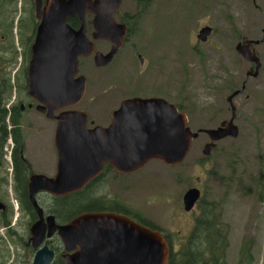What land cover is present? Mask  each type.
<instances>
[{"label":"rangeland","instance_id":"rangeland-1","mask_svg":"<svg viewBox=\"0 0 264 264\" xmlns=\"http://www.w3.org/2000/svg\"><path fill=\"white\" fill-rule=\"evenodd\" d=\"M25 2L27 7H24V0L11 1L8 18L11 19L13 39L6 45L0 41L1 45L9 47L8 53L4 54V49L0 52V83L7 91L8 80L15 86L16 92L12 91L5 107L20 109L22 104L25 105L18 113L26 122L20 136L26 139L30 158L47 171L45 166L51 168L55 158L54 126L47 124L34 109L26 108L29 101L24 95L22 50L29 44L31 23L27 14H32V0ZM23 9L26 10L24 14ZM115 13L116 22H125L129 27L119 58L131 61L119 69L114 80L142 82L143 91H148L155 82H167V101L183 109L192 130L213 128L220 121L228 120L230 112L220 109L216 97L220 95L225 101L229 92L240 90L243 84L244 89L234 99L235 124L239 129L237 138L217 142L210 156L203 157L202 147L208 138L201 134L193 141L181 165L166 168L160 162L151 161L130 178L110 177L102 183L104 191L99 197L106 200L117 196L127 207L144 213L150 224L157 225L167 234L172 252L185 245L195 218L202 213L201 206H206L213 213L210 219L219 221L220 233L225 235L224 264H264V182L263 190L258 189L259 176H264V0H122ZM20 18L26 25L25 33L21 23L17 22ZM204 26L211 27L212 32L202 42L197 35ZM86 28L90 37L92 27L88 18ZM244 38L259 41L253 46L261 59L256 77L246 76L251 65L235 50ZM102 47L103 44H96L97 50L101 51ZM137 54L144 58L146 55L161 57L164 66L146 64L140 67ZM101 71L92 62L81 68L80 72L87 76V82L92 86L88 85L85 100L76 107L92 116L98 124H104L112 101H115L112 98V101L100 104L103 96L98 87L104 82ZM131 72L134 73L132 76L129 75ZM251 73H254V66ZM93 97L95 104L85 107L88 99ZM13 125L6 121V131ZM14 144L12 139L6 143L7 160ZM191 187L201 188L202 205L185 212L182 196ZM8 192L9 202L16 209L14 190ZM14 228L17 234L12 243L3 246V256L8 254L9 260L17 256L20 260L17 264H23L27 258L15 244L24 236V226L18 228L16 223ZM1 236L3 242L4 239L10 241L3 233Z\"/></svg>","mask_w":264,"mask_h":264},{"label":"water","instance_id":"water-1","mask_svg":"<svg viewBox=\"0 0 264 264\" xmlns=\"http://www.w3.org/2000/svg\"><path fill=\"white\" fill-rule=\"evenodd\" d=\"M122 0H34L38 25L31 46L28 66V95L37 101L36 111L48 119H56L53 144L57 154V173L49 178L35 175L29 180V200L39 219L30 228V242L37 249L32 264H51L53 251L43 245L57 236L64 264H168L170 249L163 234L140 225L115 212H86L69 222L57 225L52 215L43 219L35 195L42 191L59 198L83 190L110 164L119 174L141 171L149 162L160 161L167 167L181 165L193 141L203 133L208 142L202 147L209 157L216 143L237 138L236 108L233 99L244 89L227 97L231 116L218 126L192 130L185 113L160 99L134 98L122 102L108 129L87 128V114L75 109L85 94V79L79 75V58L94 55L97 67L108 64L122 47L126 28L116 22L115 12ZM92 15V40H106L112 46L107 54L95 52L86 35L85 17ZM77 17L79 27L68 23ZM212 28L204 26L197 39L205 41ZM252 43L246 38L235 47L237 53L254 65L256 77L261 62ZM75 76H78L74 79ZM70 108L60 115L55 113ZM200 199L193 187L182 196L185 212L191 211ZM4 206L0 203V209ZM41 245H43L41 247Z\"/></svg>","mask_w":264,"mask_h":264},{"label":"flooded vegetation","instance_id":"flooded-vegetation-1","mask_svg":"<svg viewBox=\"0 0 264 264\" xmlns=\"http://www.w3.org/2000/svg\"><path fill=\"white\" fill-rule=\"evenodd\" d=\"M0 2H3L5 4V7H6V9L4 11L5 12V18L3 21V25L0 28V41L6 45V42L10 43L11 40L13 39L12 35H11V19L8 18L9 14H11V11H10L11 10V3L9 0H0ZM45 3H46V0H42V5H44ZM24 4H25L24 7H27V3L25 2V0H24ZM32 6L33 7L30 6V10L33 8L32 14H29V13L27 14V18H28L27 20L30 21V23H31L30 32H29L30 38H28L29 44L27 47H25V48L23 47V50H22L23 62H21V67L24 65V69H23V73H22L23 83L26 86V94L24 92V95H25V99L27 98L29 101V103L26 105V108L29 110L34 109V111L37 112L35 109L37 106V101L28 95V83H29L28 82V66H29V62L31 60V56H32L31 46L34 42L35 30H36V27L38 25V20L36 19V16H35L34 0H32ZM25 11L26 10L23 9V14L25 13ZM126 15H128V14H126ZM128 16H130V15H128ZM86 18H88V24H90L92 27L93 16L90 14L86 15L85 27H86ZM22 21L23 20L21 18L17 20V22L21 23L20 24L21 30L23 31V33H25L26 32V30H25L26 25L24 23H22ZM70 22H71V24H73V25H71V27H73L74 29H77L79 27L80 21L77 17H74L73 19H71ZM118 23L123 24L126 28L124 42H123L122 47L117 50V52L115 53V55L112 57L111 61L108 64H106L105 66H102V67L95 66L94 62H93L94 55H89L86 57H80L79 58V67H78L79 75L78 76H83L85 79V94H84V97L80 103H83V101L85 100V96L87 93V87H88V85H90L87 82V76L82 74L80 72V70L84 66L90 65V62H92V64L94 65L95 68L102 70L101 71V77L104 79V82H100L99 87H98L99 88L98 91H99L100 95L103 96V98L100 100V104L106 103L109 100L112 101L111 100L112 98L115 99V101H112V105H111L110 109L108 110V115H107V118H106L104 124H98L92 116L87 115V128H93L95 126H99L102 129H108L113 123L114 113L120 108L122 102L125 100L140 98V99H160V100L165 101L166 103L169 102V101H167V82H155L153 85L148 87V91H143L145 86L143 85L142 82H136L135 80L133 82H128V81L121 82V81L114 80L113 76L119 75V69L121 67H123L128 61H131L130 59H128L127 61H121L119 58V51L121 49H123V46L126 43V37L129 34V27H128L127 23H125V22H118ZM16 25L18 27V23ZM90 32H89V34H90ZM92 32H93V28H92ZM92 32H91L90 37H89L88 33H87V28H86V35L89 38V40L93 42V44L95 46V52L107 54L110 51L112 45L106 40H92ZM5 38H6V41H5ZM96 44H103L101 51L97 50ZM249 48H251L253 50V48L251 46ZM3 49L5 52L4 54L8 53L9 47L3 46L0 44V52L1 53H2ZM256 54L258 55L257 52H256ZM137 57H138V64L140 65V67H145L146 64H150L151 66L162 64L164 66V60L161 57L153 58V57L146 55L145 56L146 58H144L140 54H137ZM248 64L251 65V67L249 69H251L252 66H254L251 63H248ZM249 72H250V70H249ZM133 74L134 73H132V72L129 73V75H131V76ZM78 76H75L74 79H76ZM246 76H247V74H246ZM247 77H252V76H247ZM91 86L92 85H90V88H91ZM229 89H230V87L227 90H229ZM236 90H238V89H236ZM236 90H234V91H236ZM233 92H231V93L229 92V94L226 96V100H227V97L230 94H232ZM128 94H130L131 96H126ZM240 94L238 96H240ZM93 99H94V97L92 99H88V101H87L88 104L85 105V107H88V106L90 107V106L94 105L95 101L92 102ZM234 99H233V105H234ZM226 100L224 101V99L220 95H218V97H216V102L218 103V106L220 107V109L226 113L229 111L231 114L230 104ZM34 103H35V105H34ZM113 105H116V106L113 107ZM173 105L178 109L179 112H182L178 108L179 105H176V104H173ZM234 107L236 108L235 105H234ZM24 108H25V105L22 104V106H20V110H24ZM113 109H115V110H113ZM70 110H71L70 108L63 109V110L55 113V116L60 115L64 111H70ZM37 113H39V112H37ZM39 114L41 117L44 118V120H45V122H47V124L49 122L50 124H52L54 126V133H55V129H56V125H57L56 119L55 118L54 119H48L45 114H43V113H39ZM89 117L91 118V120L89 119ZM11 118H13V122H12ZM7 120L9 122H11L12 124H14L13 126L10 127V130H8V133L11 135L9 140L11 141V139H12V142L15 143L13 138L14 139L16 138L18 140L21 138L20 131H21V129L26 128V122L22 117H20L18 115V113H14V112H11L8 115ZM222 121H224V120H222ZM222 121H220L219 124ZM21 125H24V126H21ZM13 130L15 131L17 136L12 134ZM54 133H53V138H54ZM201 134H203V133H201ZM24 140H25L24 150L20 149L19 145H18V147H16V143L14 145H12V148H10V152H11V161L10 162L5 159V155H6L7 151H4V149L7 148V145L0 143V203H2V205L4 206L2 209H0V258H3V253H4L3 246L5 245V243L6 244L12 243L13 237L17 234V231L14 228V225L16 223H18V228L21 225L24 226V236L17 241L15 246L20 247L21 254L23 256H25V258H27V260H25L23 262V264H32L33 258H34V255H35L37 249H34L32 247L31 242H30V237H31L30 228L39 219V216H38L36 209L34 208L32 203L30 202V200H29V202H30L32 209L22 205L21 195L23 193V189L25 188V190L27 191L28 199H29L28 187H29V180L31 177H33L35 175H44V176L49 177V178L55 177V175L57 173V154H56V150L54 148L55 158L52 160V163H54V164L51 165V168L48 165H46L45 167H46L47 171H44L43 166L37 165L35 163V159L30 158V156L28 154V144H26V139H24ZM157 162H160V161H157ZM166 168H167V166H166ZM135 174H137V173L130 174V175L119 174L111 167L110 164H106V165H104L102 172L91 182H94V181H95V183L105 182L106 180L110 179V177L111 178H114V177L130 178V177L134 176ZM261 177H263V175L259 176V178H261ZM10 189L14 190L13 195L15 196V199L17 200V208L16 209H14L9 202V192L8 191ZM199 191H200V199H201V196H202L201 188L199 189ZM46 195H48V194H46L42 191L38 192L35 195V199L37 201V204L42 209L43 219L52 215L48 212V210H46L43 206L40 205L41 198L43 196H46ZM63 197H65V196H63ZM59 198H62V197H59ZM197 203L195 204L194 208L197 206ZM51 209H53V208H51ZM123 211H125V214H122V215L129 217L130 219H132L136 223H138V220L134 217L140 216L141 219L139 217H137L138 219H140V222H142V224H140V225H143V226L148 227V228H150L151 226L154 228H159L157 225L150 224L147 221L148 218H145V214L142 212L132 210L129 206L127 208L123 209ZM55 212H57L56 216H54V215H52V216L54 217L55 223L57 225H62V224L69 222V220H64L63 223H59V221L56 219V217L60 218V216L63 213L61 212V210L59 211L58 209H55ZM150 229H152V228H150ZM2 233L7 238H9L10 241H6L4 239V242H3V240H2L3 236H1ZM162 234L165 237L167 244L169 246V249H170L171 244L168 243L170 241L167 240V234L164 232H162ZM56 244L61 245V243H60V241L56 235H54L53 237H51L49 239H46L45 242L43 243V245H46L50 250L53 251V254H54L53 258L55 257V253H54V250L52 249V247ZM43 245H41V247ZM61 248H62V245H61ZM17 252H19L18 249H17ZM19 262H20L19 257L16 256L14 258H11L7 262V264H17Z\"/></svg>","mask_w":264,"mask_h":264},{"label":"trees","instance_id":"trees-1","mask_svg":"<svg viewBox=\"0 0 264 264\" xmlns=\"http://www.w3.org/2000/svg\"><path fill=\"white\" fill-rule=\"evenodd\" d=\"M9 1L11 3L12 0ZM4 7L5 4L0 2V28L3 25V16H5ZM31 10L33 12V8ZM70 21L71 20H69L68 23L73 25ZM13 59L14 57L12 58L11 63H13ZM0 82L2 81L0 80ZM7 86L9 89L8 91L6 90L5 86L0 83V143L2 144H6L11 137L5 128V122L8 121V115L11 112L19 113L20 110L19 107L16 106H11L10 108L5 107V103L8 102L12 97V91L13 93L16 92L15 86L11 85L9 80L7 82ZM12 103H14V101ZM178 108L180 111L183 110L180 106H178ZM11 120L13 122V118H11ZM12 134L17 136L14 130L12 131ZM13 140L16 143V147L21 144L20 149L24 150V139L20 138L18 140L13 138ZM263 182L264 176L258 180L259 190H263ZM102 183L104 182H90L83 190L62 198H55L49 195L43 196L40 200V205L54 216H56L57 213L55 212V209H58L59 211L61 210L63 214L60 216V218L56 217L59 223H63L64 220L70 221L75 216L86 212L107 211L125 214L123 209L127 208V205L118 200L117 196L106 200L99 197L102 195L99 193L104 191ZM259 197L261 198V195ZM21 199L22 205L32 209L25 188L23 189ZM201 205L202 201L200 199L197 203V207H200ZM210 206H212V204H210ZM201 210L202 213L199 217L195 218L194 227L188 239L186 240L185 245L181 246L177 252H172L170 250L168 264H224V253L227 248L226 239L224 238L225 235L220 233L221 230L219 221H217V219L215 221L210 219V215L213 214L212 211L206 206H201ZM137 217L140 219L141 217L136 216L134 218L138 220L139 224H142L140 219ZM150 228L156 231L158 230L160 233L163 232L159 228H154L152 226ZM59 247H61L60 244H56L52 247L55 257L51 264H64L60 254V250L63 249H59ZM9 258L10 256L8 254L3 256L0 264H7Z\"/></svg>","mask_w":264,"mask_h":264},{"label":"bare ground","instance_id":"bare-ground-1","mask_svg":"<svg viewBox=\"0 0 264 264\" xmlns=\"http://www.w3.org/2000/svg\"><path fill=\"white\" fill-rule=\"evenodd\" d=\"M249 41H251V40H249ZM253 42H255V41H253ZM254 45H258V44L252 43L251 47L253 48Z\"/></svg>","mask_w":264,"mask_h":264}]
</instances>
